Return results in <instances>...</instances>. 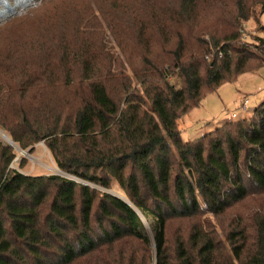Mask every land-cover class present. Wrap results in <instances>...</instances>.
Returning a JSON list of instances; mask_svg holds the SVG:
<instances>
[{
  "label": "trees",
  "instance_id": "obj_1",
  "mask_svg": "<svg viewBox=\"0 0 264 264\" xmlns=\"http://www.w3.org/2000/svg\"><path fill=\"white\" fill-rule=\"evenodd\" d=\"M51 1L0 0V27ZM114 1L106 14L124 29L113 20L106 31L126 36L125 59L95 50L83 33L99 26L92 13L60 30L73 39L38 38L0 58V129L24 150L44 141L86 182L9 168L17 154L0 142V264H264V101L191 141L178 125L206 91L264 65V27L256 51L243 29L264 0ZM58 90L76 104L52 106ZM114 183L126 200L108 192ZM136 209L158 221L155 252ZM177 222L186 227L170 232Z\"/></svg>",
  "mask_w": 264,
  "mask_h": 264
},
{
  "label": "rangeland",
  "instance_id": "obj_2",
  "mask_svg": "<svg viewBox=\"0 0 264 264\" xmlns=\"http://www.w3.org/2000/svg\"><path fill=\"white\" fill-rule=\"evenodd\" d=\"M122 1V5L136 3V0ZM113 2L115 1L53 0L40 7L38 12L31 11L19 20L0 27V58L9 53L10 50H16L17 48L21 49V46L30 45L33 40L38 38H45L48 40L49 38L56 39L58 37L59 40L62 36H66L68 39H73L75 33L72 30H60H63L62 28L74 29L75 24H77L86 13H92L96 14L98 17L99 26L92 32L87 31L83 33H87V37H90L89 41L93 42L94 47H96L95 50L100 46L99 42H102L103 45L107 46V48L104 49L105 51L109 52L111 55H113V53L115 55L117 54L121 59H125L124 53L117 43L126 36L122 31H115L114 33L106 31L107 25H110L113 20L116 25L119 26L120 30L124 29V18L117 20L110 19L111 17L115 18L120 16L117 12L112 16L110 15L113 13ZM106 12L110 14L107 15ZM100 13H105V17H102ZM243 24L244 32L247 35L244 40L247 41L252 50H262L260 38H263L262 27H264V11H262L261 7L258 6L254 17ZM133 49V45H129L126 48L127 51H133ZM136 51H138V49H136ZM10 56L12 57V55ZM24 58L27 60L24 62L28 64H31L32 61H37L32 51L31 57L26 55ZM71 89L75 92H80L82 90V88ZM112 92H114V89ZM69 93L70 90L67 92H65V90L51 91L47 96L49 98L48 102L52 106L57 107V103L59 102L57 99H65L68 97L70 98L71 104H76L78 95H75L73 98ZM246 100L247 103L243 107V103ZM262 101H264V65L258 69L246 71L234 80L224 82L217 90L206 91L199 105L179 118L178 125L181 136L184 141H191L207 132L223 128L225 124L231 121L249 118L253 114L256 106ZM233 114H235V117H233ZM5 136L6 133L0 129V142L4 145L12 146L14 152L17 154V156L13 158L9 168L16 169L30 176L58 175L80 183H86L61 170L55 163L44 141L37 143L34 151H31L30 149H22L18 144H11ZM91 186L94 187L95 185L91 184ZM108 192L126 200L124 194H122L123 191L115 183L113 188L108 190ZM241 209L242 206L231 209L223 219L225 221L229 220L231 215H236L235 212ZM136 210L141 220L140 231L149 239L151 244L150 249L152 252H155L154 237L158 227V221L153 216L138 209ZM178 226L181 228L186 227L180 222L171 223L169 224V231L172 232L177 230ZM126 247H130V252L136 251L138 262H140L141 259L147 261V259H143L144 251L141 245L132 241V243H127Z\"/></svg>",
  "mask_w": 264,
  "mask_h": 264
},
{
  "label": "water",
  "instance_id": "obj_3",
  "mask_svg": "<svg viewBox=\"0 0 264 264\" xmlns=\"http://www.w3.org/2000/svg\"><path fill=\"white\" fill-rule=\"evenodd\" d=\"M5 138L8 140V142H10L11 144L13 143L9 138L8 136H5Z\"/></svg>",
  "mask_w": 264,
  "mask_h": 264
},
{
  "label": "built area",
  "instance_id": "obj_4",
  "mask_svg": "<svg viewBox=\"0 0 264 264\" xmlns=\"http://www.w3.org/2000/svg\"><path fill=\"white\" fill-rule=\"evenodd\" d=\"M247 100L243 103V107L246 105ZM233 117H235V114H233Z\"/></svg>",
  "mask_w": 264,
  "mask_h": 264
}]
</instances>
